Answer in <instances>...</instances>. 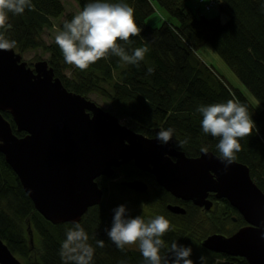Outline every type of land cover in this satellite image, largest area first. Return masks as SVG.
Wrapping results in <instances>:
<instances>
[{
  "label": "trees",
  "instance_id": "16d2710c",
  "mask_svg": "<svg viewBox=\"0 0 264 264\" xmlns=\"http://www.w3.org/2000/svg\"><path fill=\"white\" fill-rule=\"evenodd\" d=\"M74 1L80 10L92 2ZM190 1L146 0L147 3H142L137 0H107L110 3H126L134 9L139 33L130 37L128 43H118L129 53L136 47L149 48L139 66L123 63L119 57L108 54L81 71L65 63L56 43L45 47L51 55L46 62L68 91L84 97L96 92L105 97L118 117L125 119L128 128L135 133L156 139L162 128L174 129L170 143L187 158H197L203 148L220 157L216 148L219 139L202 130V115L197 111L199 105L229 99L244 103L255 125L250 136L240 139L241 150L236 153L234 161L249 168L251 179L264 193V0H213L211 9L219 4L230 12V18L225 23L221 22L219 16L207 18L195 11L189 6ZM197 1L201 9L207 12L205 5L209 1ZM31 4L32 7L26 8L23 14L9 13L7 23L11 27L0 29L6 39L16 42L14 49L20 54L42 47L41 35L44 30L52 27L53 18L65 13L61 0H31ZM156 6L164 9L178 24L164 23L159 28L149 26L147 19L155 13ZM224 7H220L223 12ZM73 16H65L61 30L64 22L70 21ZM204 45H210L237 75L260 103V111L240 90L200 59L197 52ZM66 68L73 72L72 77L64 75ZM149 69H152L151 73ZM3 116L11 123L16 136L26 135L17 131L10 113L5 112ZM185 140L187 143L179 148L177 143ZM135 179H144L151 187L157 185L153 176L137 169L134 163L115 169L110 179L100 177L96 180L103 191L102 202L89 209L79 222L94 248L92 264H121L122 261L124 264H145L139 250L132 251L129 259L113 245L104 231L111 226L113 209L119 205L126 204L133 216L131 202L135 199L131 194L134 192L124 187L122 182ZM114 180V184L109 186V182ZM157 186L167 198L176 200ZM135 195L140 198L136 199V205L146 203L152 197L158 198L151 190ZM186 209V216H175L169 221L172 224L169 231L182 238L185 246L192 248L191 243L195 242L198 249L207 254L204 264H249L244 258L213 253L201 245L208 236L223 234L218 225L222 223L224 226L238 215L228 202L221 218L209 220L210 229L200 221L198 210L192 207ZM245 225L240 216L236 230ZM71 226L52 225L35 210L18 177L0 153V239L13 255L22 264H63L59 254L61 242L66 238V229ZM193 235L197 236L196 241L190 237ZM98 239L104 241L103 248L96 246ZM169 248L165 244L161 255L168 256L172 261Z\"/></svg>",
  "mask_w": 264,
  "mask_h": 264
},
{
  "label": "water",
  "instance_id": "95a60500",
  "mask_svg": "<svg viewBox=\"0 0 264 264\" xmlns=\"http://www.w3.org/2000/svg\"><path fill=\"white\" fill-rule=\"evenodd\" d=\"M5 112L24 137L15 135ZM122 125L111 112L68 91L46 61L32 68L14 48L0 50V153L46 221L80 222L102 202L96 180L110 179L132 162L176 199L206 211L213 207L210 196L228 201L246 225L230 236L210 235L202 247L264 264V193L247 166L234 161L226 167L209 151L187 158L170 142L162 145ZM122 184L136 193L149 188L142 180ZM168 209L185 214L178 206ZM0 264H22L1 239Z\"/></svg>",
  "mask_w": 264,
  "mask_h": 264
},
{
  "label": "clouds",
  "instance_id": "9594fccd",
  "mask_svg": "<svg viewBox=\"0 0 264 264\" xmlns=\"http://www.w3.org/2000/svg\"><path fill=\"white\" fill-rule=\"evenodd\" d=\"M32 7L31 0H0V29L10 28L7 23L9 13L23 14ZM139 33L135 22L134 9L126 3H110L107 0H92L70 21H65L63 29L55 36L65 63L75 66L81 71L108 54L120 58L123 63L137 65L149 52L147 46L136 47L129 53L118 41L130 42V37ZM16 42L5 38L0 33V50H10ZM151 73L152 69L148 70ZM197 111L202 115L201 127L205 134L218 138L216 148L221 162L230 166L241 150L240 139L250 136L255 125L249 115L248 107L236 99L226 102L199 105ZM123 126V125H122ZM174 129L162 128L156 139L167 145L173 137ZM187 141L177 143L182 148ZM207 152V148L202 149ZM144 205L141 204V208ZM111 226L104 231L110 241L120 250L127 246L138 245L145 264H195L190 258L193 249L190 246L173 241L168 249L173 260L162 256L165 248L162 237L169 231L170 222L163 215H156L146 220L144 216H132L126 204L113 209ZM65 239L61 242L60 256L63 264H92L94 248L89 243V236L84 227L77 221L65 231ZM96 246L103 248V240H96ZM204 264L205 257H200ZM121 264H124L122 261Z\"/></svg>",
  "mask_w": 264,
  "mask_h": 264
},
{
  "label": "rangeland",
  "instance_id": "374dc122",
  "mask_svg": "<svg viewBox=\"0 0 264 264\" xmlns=\"http://www.w3.org/2000/svg\"><path fill=\"white\" fill-rule=\"evenodd\" d=\"M64 8L65 13L59 18H53L52 19V27H49L44 30V32L41 35V43L42 47L32 50V51H26L22 53L23 61L27 62L30 67L33 68L34 64L39 61H49L51 58V55L45 50V47H48L55 43V36L56 34L61 30L60 25L62 21L64 20L66 15H75L78 13L80 8L77 6L74 0H61ZM139 2L142 1V3H147L146 0H137ZM189 6L194 9L195 11H199V13L204 14L207 16V18H215L220 17V20L222 23H225L230 18V12L223 6L217 4L215 7H213L210 10L203 11L201 7L198 5L197 0H191L189 3ZM220 7H224L225 11L223 12ZM164 23H170L177 25V21L172 18L164 9L156 6L155 7V13L151 15L147 19V24L154 28H159ZM15 51L18 52L16 49ZM197 55L200 57V59L206 63L207 65L213 67L231 86H233L235 89L240 90L244 96L248 99V101L253 105V107L257 110H261V105L258 102V100L252 95V93L243 85V83L240 81V79L237 77V75L230 69V67L222 60V58L217 54V52L210 46V45H204L198 52ZM72 71L67 70V68L64 70V75L68 78L72 77ZM87 99L95 102L97 105H99L101 108H103L106 111L111 112L113 115L117 116V113L115 110L111 108V103L105 99V97L100 96L96 92H92L88 95H86ZM119 118V117H118ZM119 122L125 126H127V121L123 118H119ZM128 127V126H127ZM114 181L109 182V186L114 184ZM150 185L148 181H144ZM151 187V185H150ZM153 187V186H152ZM152 187L150 190L152 191ZM154 192V191H152ZM155 193V192H154ZM151 199H156V197H152ZM139 209H142L144 213L137 212V215H142L146 220L151 219L152 216L160 215V210L157 207L156 203L153 202L149 206H144L141 208L139 206ZM225 210V207H219L214 213H201L199 212V219L202 222L206 223L207 228H211L212 226L209 225V220L214 217L221 218L223 216V212ZM136 215V216H137ZM231 220L229 222H226L227 228L224 229L223 224L221 223L218 225V228L222 231L224 236H228L229 234L233 233L236 230V224H230ZM106 234V233H105ZM107 236V234H106ZM109 239V237L107 236ZM162 239L165 241V244L170 247L171 243L173 241H176L178 244L183 245V240L177 235H174L171 232H167ZM197 236L193 235V240L196 241ZM114 246H116L113 243ZM192 249H193V255L191 256L192 260L196 261L198 264L201 263L200 257L204 256L206 259V253L202 251L201 249H198V245L195 242L191 243ZM117 247V246H116ZM118 248V247H117ZM119 249V248H118ZM120 250V249H119ZM138 250V245L133 246H127L122 251L129 259L131 258L132 251Z\"/></svg>",
  "mask_w": 264,
  "mask_h": 264
},
{
  "label": "bare ground",
  "instance_id": "6f19581e",
  "mask_svg": "<svg viewBox=\"0 0 264 264\" xmlns=\"http://www.w3.org/2000/svg\"><path fill=\"white\" fill-rule=\"evenodd\" d=\"M1 33V32H0ZM136 180H142V181H144V179H135V180H130V181H136ZM124 182V181H123ZM122 182V183H123ZM123 185V184H122ZM124 186V185H123ZM124 187H126V186H124ZM132 191V190H131ZM152 191H154L156 194H157V196H158V198L157 199H151L150 201H148V202H146V203H143V202H141V203H139V204H135L136 203V199H140L138 196H136L135 194H131V196H132V198H134L135 200L134 201H132L131 203H132V214H133V217L134 216H136L138 213V211L139 212H142V213H144V211L142 210V209H139V206H141V204H143L144 206H149V205H151L153 202H155L156 203V205L158 204V199L161 201V202H164L165 204H167V205H170V206H173V205H177L178 207H180V208H183L184 210H185V214H175V213H173V212H171L169 209H168V206L166 207V206H163L161 209H160V214L161 215H163L166 219H168L169 221L172 219V218H175V216H186L187 214H188V211H187V209H186V207H190L189 206V203L188 202H186V201H182V200H180V199H176V200H173V199H169V198H167L166 197V195L160 190V188L157 186V185H155V186H153L152 187ZM136 196V197H135ZM173 197V196H172ZM174 198V197H173ZM161 199H163V200H161ZM194 213V212H193ZM189 219H191V218H189ZM172 223V222H171ZM172 225V224H171ZM170 225V226H171ZM169 232H171V231H169ZM172 233V232H171ZM191 238L193 237V236H190ZM183 240V239H182Z\"/></svg>",
  "mask_w": 264,
  "mask_h": 264
},
{
  "label": "flooded vegetation",
  "instance_id": "af4514ba",
  "mask_svg": "<svg viewBox=\"0 0 264 264\" xmlns=\"http://www.w3.org/2000/svg\"><path fill=\"white\" fill-rule=\"evenodd\" d=\"M132 163V162H131ZM156 182V181H155ZM148 184V183H147ZM157 184V183H156ZM158 185V184H157ZM148 186H149V188H148V191L150 190V185L148 184ZM134 192V191H133ZM134 194H144V193H136V192H134ZM171 195V194H170ZM157 199V198H156ZM212 202H213V207H212V209L210 210V211H206L204 208H200V207H197V206H195L192 202H188L189 203V206L190 207H192V208H195L196 210H198V212H201V213H205V212H207V213H214L219 207H225V209H227V202L225 201V200H220V199H217V198H215L214 196H210V198H209ZM163 206H170V205H167V204H165L164 202H161L159 199H158V204H157V207L159 208V210L163 207ZM173 206H177L176 204L175 205H173ZM161 215V214H160ZM155 216H152L151 218H154ZM239 220H240V215L238 214V215H236V216H234L233 218H232V220H231V223L230 224H236V225H238V222H239ZM246 224V223H245ZM228 226L227 225H225L224 226V229L225 228H227ZM244 227V226H243ZM240 228H242V227H240ZM239 228V229H240ZM238 230V229H237ZM236 230V231H237ZM236 231H234L233 233H231V234H229L228 236H230V235H232V234H234Z\"/></svg>",
  "mask_w": 264,
  "mask_h": 264
},
{
  "label": "built area",
  "instance_id": "2783aa9c",
  "mask_svg": "<svg viewBox=\"0 0 264 264\" xmlns=\"http://www.w3.org/2000/svg\"><path fill=\"white\" fill-rule=\"evenodd\" d=\"M206 0H199L200 3H204ZM209 2L205 5L206 10H210L211 7L214 5L213 0H208Z\"/></svg>",
  "mask_w": 264,
  "mask_h": 264
},
{
  "label": "crops",
  "instance_id": "0c3cea01",
  "mask_svg": "<svg viewBox=\"0 0 264 264\" xmlns=\"http://www.w3.org/2000/svg\"><path fill=\"white\" fill-rule=\"evenodd\" d=\"M198 2V1H197ZM228 202V201H227Z\"/></svg>",
  "mask_w": 264,
  "mask_h": 264
}]
</instances>
